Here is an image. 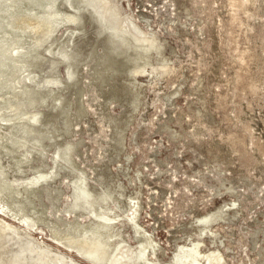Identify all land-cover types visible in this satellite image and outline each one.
I'll return each mask as SVG.
<instances>
[{
	"label": "rangeland",
	"instance_id": "obj_1",
	"mask_svg": "<svg viewBox=\"0 0 264 264\" xmlns=\"http://www.w3.org/2000/svg\"><path fill=\"white\" fill-rule=\"evenodd\" d=\"M189 251L264 264V0H0V264Z\"/></svg>",
	"mask_w": 264,
	"mask_h": 264
},
{
	"label": "bare ground",
	"instance_id": "obj_2",
	"mask_svg": "<svg viewBox=\"0 0 264 264\" xmlns=\"http://www.w3.org/2000/svg\"><path fill=\"white\" fill-rule=\"evenodd\" d=\"M101 219L105 221L104 218H101ZM94 236H95V234H94ZM77 248H78V250H77L78 253L81 254L82 257L85 256L86 259L88 258V260H90V262H92V263H96L98 261H102V259L105 256V250L106 249L104 247V244L100 241V239L98 237H95L92 240H85V241L80 242L78 244ZM190 253H193V252L189 251V254L186 257L184 256L185 257L184 260L180 261V260L177 259V261L182 262L184 264V262L186 263V260H187L190 264H195L196 262L193 259L194 257L190 256ZM106 256H108V254ZM138 257H141V253H140V255ZM181 258H183V257H181ZM106 259H107V257H106ZM195 259H197V258H195ZM125 262L126 261H123V263H125ZM119 263H120L119 259L117 260V258L112 259L111 261L107 262V264H119Z\"/></svg>",
	"mask_w": 264,
	"mask_h": 264
}]
</instances>
